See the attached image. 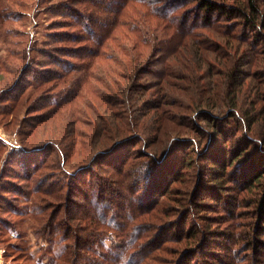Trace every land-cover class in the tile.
Wrapping results in <instances>:
<instances>
[{"label": "trees", "instance_id": "obj_1", "mask_svg": "<svg viewBox=\"0 0 264 264\" xmlns=\"http://www.w3.org/2000/svg\"><path fill=\"white\" fill-rule=\"evenodd\" d=\"M30 25L42 28L40 38ZM0 44V73L18 78L5 82L7 91L31 78L7 99L13 106L29 89L26 101L38 111L21 129L37 143L21 140L12 150L24 189L9 183L6 190L38 199L21 206L26 216L41 215L33 231L49 244L36 264L45 255V264H264V149L249 126L241 138L221 140L237 135L236 101L213 104L198 83L215 86L212 77L222 73L240 88L264 67V0H0ZM172 92L189 95L198 111L229 103L225 116L207 120L214 137L200 158L213 173L178 195L171 184L183 181L192 159L178 147L182 138L165 129L175 117L168 107H185ZM228 119L237 130L219 126ZM135 140L143 150L133 148ZM252 187L261 188L253 200L241 196ZM1 195L3 203L17 199ZM208 197L220 216L212 226L189 225ZM15 237L12 248L24 253L27 237Z\"/></svg>", "mask_w": 264, "mask_h": 264}, {"label": "rangeland", "instance_id": "obj_2", "mask_svg": "<svg viewBox=\"0 0 264 264\" xmlns=\"http://www.w3.org/2000/svg\"><path fill=\"white\" fill-rule=\"evenodd\" d=\"M8 26L12 27V29L17 30H24V28L21 27V23L19 22H8ZM35 28L29 27L30 35H34L35 38H40V33L37 31L42 32V28H37L35 31ZM14 40H19L20 37L13 38ZM16 50H18L17 46H14ZM4 53V47L0 44V55ZM4 55V54H3ZM13 64H17L19 66V61H16L15 59L11 58ZM9 63V62H8ZM260 67V66H259ZM222 69L219 70L221 72ZM258 71L257 75L253 74V76L247 77L244 81L242 86L239 88L238 85L232 83V78L230 76L222 75V73L216 74L212 77L213 81L216 83L215 86L209 85L207 86L204 80H199L198 83L201 84L204 89V92L206 94H209V98L213 100V104H219L221 101H229L235 100L236 101V108L237 113L236 117L240 118V122L237 125L236 128H238L237 135H225L221 140L229 141V140H236L237 138H241L240 131H247L246 127H248L249 135H252L253 138L260 141V144L262 145V149H264V67L262 69L256 70ZM23 78H27L28 80L31 79L30 75H25ZM228 78V80H227ZM245 77H243L244 79ZM18 78L15 77V75H9L5 72L0 73V112L3 110L5 112L4 115L0 114V194L3 198H15L8 200V202L11 203H3L0 202V217L2 220L5 221V219H8L10 222H7L10 224L13 228H10L8 226H2L0 225V264H16L17 262L19 264H36V261L39 256V252L42 251L40 249L41 247H46L49 244L46 243L44 239L36 238L35 233L33 229L37 226L38 222L40 221L41 215H38L37 213L34 215L28 214V216L24 215V209L21 208V206L29 207L31 205V201L38 200L35 199L36 197H33L32 195H26L29 196V201H25L24 195H21L20 192H17L14 188L12 191L7 192L6 190L11 189V186L9 183H11L16 188H21V178L17 179L19 174H22L23 169L21 168L20 164L18 165V160L14 159L18 154L19 151L14 152V148H16L21 143V140L27 145V147H32L35 145V141L32 140V135L27 136L25 134L21 133V129L25 128L29 122L32 121L34 117H32L36 112L38 111H31V107L34 108L32 105H29V100L26 101V95L29 92V89H25L23 93H20L18 97L16 98V103L11 106L10 101L7 99L12 93L18 92L22 86H25L27 81L20 82L17 84L16 87H13L12 93L8 92V87H5V82L10 80L11 81H17ZM262 79V81H260ZM206 81H209L208 78ZM236 82L237 80L234 79ZM9 82V83H10ZM18 83V82H17ZM182 86V88H189L190 85L189 82L181 81L179 82ZM29 88V87H28ZM31 91V90H30ZM6 93V94H5ZM179 93V92H178ZM177 92H172L173 98L185 107H168L170 110V113L174 115L172 121H165V129L167 131H174V136L178 138H182L183 141L181 144H178V147L181 149L184 147V152H186V156H188L189 159H192L191 166L189 169L185 170L183 174L180 175L183 181L176 182L171 184V188H175L176 191H174L173 194L178 195V191L187 188L188 190L192 188V186L195 187V185L201 181V183H204L205 180H209L210 175L213 173L214 169H209L205 163H203L202 159L200 158L201 154L204 153L206 147L209 145V138L210 141L214 137V133L212 132L213 129L211 126L208 125V122L212 121L210 119V115H217L220 114L221 116H225L224 110L226 107L228 108V104H221V107L217 109L210 110L207 107L200 106L199 111L196 108V105L189 100V95L187 96L184 93H179L178 97ZM190 94V93H189ZM235 96V97H234ZM52 100H57V98H54ZM42 101V99H41ZM45 101V100H43ZM191 104V106H190ZM7 105V107L5 106ZM4 106L6 107L4 109ZM31 106V107H30ZM190 108V109H188ZM194 108V111L192 109ZM210 114V115H209ZM178 123V125H176ZM192 124V126H191ZM194 124V125H193ZM221 124V125H220ZM219 126L224 131H235L237 129L234 128V123L232 122V119H228V123H223L222 121H219ZM242 131V132H243ZM172 136V135H171ZM262 139V140H261ZM220 142V139L217 140V143ZM222 142V141H221ZM255 142V141H254ZM256 143V142H255ZM158 144V143H157ZM157 144H153L150 146V150L153 148H156ZM258 146V143H256ZM143 144L139 140H135L134 146L138 150H143L144 147H142ZM236 145H232L231 147H235ZM13 150V152H12ZM152 151H160L152 150ZM50 152L52 156L56 153L53 151L46 150L44 153ZM45 153V154H46ZM39 154V153H38ZM198 154V156H196ZM196 156V157H195ZM260 157L264 158V151L262 154H260ZM194 160V164H193ZM196 165V166H195ZM20 173H15L16 170ZM48 170H43L41 172H47ZM55 172V171H51ZM55 174V173H53ZM57 174V173H56ZM189 177V181L187 179ZM207 180V181H208ZM261 180H264V177L261 178ZM20 182V184H19ZM186 183V184H183ZM186 185V186H184ZM2 186V187H1ZM24 186V185H23ZM185 187V188H184ZM23 188V187H22ZM200 188V187H199ZM24 189V188H23ZM259 190L261 191V188L258 189L256 187H252V189L244 190L241 192V196H245L249 200H253L256 195L258 194ZM200 196L202 195V192H197ZM36 196V195H35ZM43 198V197H42ZM36 203V202H35ZM208 203L209 205L206 206H200L202 209L200 213L202 214L200 217H194L195 223L193 219H189L187 223L189 225L192 224V226L198 225L199 227L204 224H209L212 226L211 221L217 220V216H220V206L217 205L213 200L208 198H202L201 204ZM26 204V205H25ZM167 205H174V201L166 200ZM12 205H16L18 212L14 213L13 210L15 208ZM52 210V209H51ZM238 210H245V209H238ZM13 211V212H12ZM50 211V210H49ZM192 212V211H191ZM204 216H211L212 219L206 218ZM242 217L246 220L250 221L251 217H248L245 215H242ZM173 214H170L167 217H164L163 220L172 219ZM255 228L257 229V235L259 236L260 228H258L259 225V219L253 217ZM243 219V220H244ZM192 221V222H191ZM6 222V221H5ZM4 222V223H5ZM13 223V224H12ZM253 224V225H254ZM203 226V225H202ZM214 226V225H213ZM216 226V225H215ZM224 225H222L220 228L217 227L219 230H222ZM24 234L26 238V245L21 244L25 246L24 253H17V250H14L12 247H16L18 243H20L19 239L20 237H15L18 235ZM257 236V237H258ZM19 245V246H21ZM167 246H176L172 243H169ZM239 245L236 246V248ZM22 247V246H21ZM258 249V247H257ZM248 252V254L251 253V248L245 249L244 252ZM25 255L23 257L22 255ZM162 255H165V253H161ZM247 253L244 254L246 256ZM10 255V257H8ZM169 256V255H167ZM27 257V258H26ZM29 257V258H28ZM28 260H23V259ZM44 264L48 261V256L45 255L42 257ZM249 260H252L251 258ZM151 264H154V261H151Z\"/></svg>", "mask_w": 264, "mask_h": 264}]
</instances>
